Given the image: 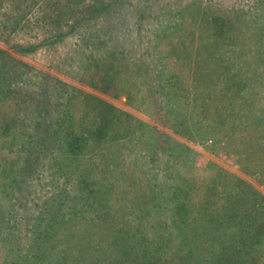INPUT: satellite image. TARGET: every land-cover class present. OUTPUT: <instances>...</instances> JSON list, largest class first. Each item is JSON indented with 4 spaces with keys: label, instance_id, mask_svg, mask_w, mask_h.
<instances>
[{
    "label": "trees",
    "instance_id": "16d2710c",
    "mask_svg": "<svg viewBox=\"0 0 264 264\" xmlns=\"http://www.w3.org/2000/svg\"><path fill=\"white\" fill-rule=\"evenodd\" d=\"M102 6L99 8L103 10ZM110 8L113 18L129 10L122 0ZM78 23L81 24L80 21ZM115 23L111 19L94 27L91 18L83 23L85 31L90 29L86 34L91 31L98 38L99 48L111 46L112 54L107 56V63L122 55L115 50L122 44L117 42L118 36L115 35L122 27ZM88 36L93 38V35ZM61 38L63 36L57 34L54 41ZM145 51L149 55L151 50ZM150 58L140 62L137 68L149 88L155 113L167 115L177 108L171 104V97L179 95L171 83L172 79L178 75V80L183 75L165 71L163 65H156L154 56ZM104 65L108 67L104 76L108 83L106 86H109L124 72L123 61H118V69L115 70L114 64ZM195 79L208 80L199 75L193 76L192 81ZM91 84L99 85L95 78ZM69 90L70 87L62 81L53 80L49 86L46 80L37 90L26 89L23 95L20 94L23 100L17 101L13 114H10L13 121H0L1 128L6 130L2 137L11 135L12 128L20 126L21 129L12 135V139H3L7 144L18 143L20 146L18 154L4 159L5 167H2L5 178L10 180L4 178L3 184L17 196L16 204L11 201L7 211L4 204L1 207L3 218L0 219L9 218L11 224L6 236L11 238L12 231L13 236L17 235L16 241L8 242L11 244L9 250L15 255L11 258L7 254L3 264H159L160 260H167L163 264H207L203 261L210 254L217 264L225 263V260L218 261L222 257L234 264H252L256 255L264 252L261 248L264 244V205L261 202L242 204L239 197L238 202L236 197L228 200L230 191H224L221 173L204 183L184 177V173L173 166L175 157L182 154L183 145L173 139L162 140L161 146L159 139L149 140L152 145L149 150L146 149L147 143L140 153L131 151L128 146L140 142L127 139L132 133L126 124L131 117L128 113L93 98V101H88L81 120L77 119L72 103L62 101ZM215 90L195 86L192 93L196 101H203L198 103L199 108L205 113L203 118L214 122L211 127L228 121L224 116L226 111H222L223 96L217 95L213 99L219 103L207 99ZM127 92L132 99L133 90ZM217 92L220 94V90ZM242 92L260 101L261 91L255 85ZM73 97L76 96L70 95L69 98ZM230 99L234 102L231 112L240 110L229 118L234 134L246 127L252 129L253 135L249 141L240 138L236 142V145L244 146V153L239 158L240 166L250 170L256 160L257 172L262 174L264 157H260L256 150L257 146L258 149L264 148V114L256 113V101L252 107L244 102L239 109L234 96ZM127 151L132 152L129 157L132 165H129ZM232 178V186L235 187L239 181ZM29 187L34 189L28 190ZM37 187H47L52 191L38 204ZM31 195L34 199L33 214L28 213L29 205L26 206ZM116 202L120 203V208H116ZM19 208H24L22 215H19ZM103 210L104 216L99 223L97 216ZM114 210L122 211V215L115 214ZM88 211L93 212L90 221L93 219L102 230L105 228L116 235L114 243L95 242V253L90 259L85 258L87 253L84 251L91 239L79 244L73 240L78 237L80 226L76 214L87 217L85 213ZM149 228L156 231L151 243L144 242L141 235L143 229ZM102 230L96 225L94 234ZM61 232L63 235L60 236ZM24 236L28 238L26 245L22 242Z\"/></svg>",
    "mask_w": 264,
    "mask_h": 264
},
{
    "label": "rangeland",
    "instance_id": "374dc122",
    "mask_svg": "<svg viewBox=\"0 0 264 264\" xmlns=\"http://www.w3.org/2000/svg\"><path fill=\"white\" fill-rule=\"evenodd\" d=\"M119 1L0 0V121H13V115L10 114H13L17 101L23 100L20 94L23 95L24 90L35 91L46 80L49 86L53 80L62 81L70 87L62 101L72 103L77 119L81 120L88 101H93V98L102 100L131 116L130 122H126L132 131L127 139L140 142L128 146L131 151L140 153L149 140L159 139L161 146L162 140L167 142V138L173 139L183 145L182 154L175 157L177 159L173 166L182 171L184 177L204 183L221 173L224 191H230L228 200L236 197L238 202L239 197L242 204L258 201L264 205V173L257 172L256 160L250 170L242 169L239 158L244 153V146L236 145L240 138L249 141L253 137L252 129L245 127V130H238L234 134L229 120L240 111L231 112L234 103L230 99L232 96L235 104H239V109L244 102L252 107L256 101V113L264 114L260 112L264 110V0H122L129 10L113 18L110 7H116ZM102 4L103 10L99 8ZM110 17L114 23L117 20V26L119 24L122 27L115 34L118 36L117 42L122 43L115 50L122 52V55L113 57L107 63V56L112 54L111 46L99 48L98 38L91 31L88 35H93V38L89 37L86 33L90 29L85 31L83 23L91 18V24L96 27L111 20ZM57 34L63 38L54 41ZM145 49H150V54L154 51L153 55L145 54ZM150 56H154L156 65H163L165 71L183 75L178 80V75L172 79L171 83L178 89L179 95L171 97V104L177 108L167 115L155 113L154 103L149 98V88L137 68L140 62L147 61ZM118 61H123L124 72L116 82L106 86L108 83L104 71L108 67L104 63L114 64L115 70L118 69ZM195 75L207 77L208 80L192 81ZM92 78L99 85L91 84ZM253 85L261 91L258 97L260 107L257 106L260 101L256 98L242 94L244 89ZM195 86L220 90V94L215 90L207 99L219 103L213 99L217 95L223 96L222 111H226L223 113L228 117L225 124L216 123V126L211 127L214 122L203 118L205 113L198 104L203 101H196L192 94ZM20 88L22 90L19 91ZM130 89L134 93L132 99L127 92ZM13 90H18L15 91L18 93ZM68 95L76 97L69 98ZM156 98L162 100L158 95ZM162 105H165L163 100ZM19 127L12 128L11 135L2 137L6 130L0 125V213L3 204L7 211L11 201L16 204L17 200L11 188L3 184L9 177L5 178L2 167H5L4 159H11V155H17L20 150L18 143L7 144L3 139H12L14 133L20 132ZM169 143L173 145L170 140ZM151 146L148 143L146 149L149 150ZM127 152L129 161L132 152ZM256 152L264 157V148L258 149L257 146ZM132 164L129 161V165ZM232 177L239 181L235 187L232 186ZM36 189L37 204L52 193L47 187ZM116 203V208H120V203ZM28 205V213L33 214V195L28 198ZM114 211L122 215V211ZM22 212L24 208H19V215ZM104 212H96V215L99 214L97 222L101 223ZM85 214L87 217L76 214L80 226L77 229L78 237L73 240L79 244L91 239L84 251L87 253L85 258L90 259L95 253V242L114 243L116 235L105 228L102 230L93 219L90 221L92 211ZM0 218L3 216L0 215ZM5 220L0 219V264H3L7 254L11 258L15 255L14 251L9 250L11 244L8 242L16 241L17 235L13 236L12 231L11 238L6 236L11 224L9 218ZM96 225L102 232L94 234ZM154 231L151 228L143 229V241H154ZM27 239L23 237L25 245ZM261 248L264 249V244ZM263 253L256 255L252 264H264ZM205 260L203 262L207 264H217L211 254ZM223 260L224 264H234L223 257L218 261ZM158 262L163 264L167 260Z\"/></svg>",
    "mask_w": 264,
    "mask_h": 264
}]
</instances>
